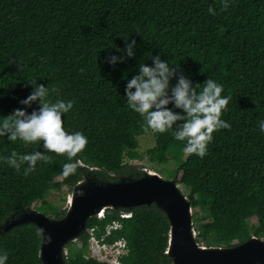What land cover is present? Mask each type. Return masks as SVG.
<instances>
[{
	"label": "trees",
	"instance_id": "1",
	"mask_svg": "<svg viewBox=\"0 0 264 264\" xmlns=\"http://www.w3.org/2000/svg\"><path fill=\"white\" fill-rule=\"evenodd\" d=\"M131 39L135 54L127 57L117 47ZM112 55L125 59L107 62ZM156 55L176 65L171 83L180 74L194 84L212 78L229 97L221 118L230 127L213 131L203 158L184 153L185 142L172 130L148 128L127 106V79ZM36 84L54 89L53 102L73 101L63 124L66 131L82 132L87 144L72 157L77 168L67 176L62 174L66 153L47 152L51 159L38 161L27 176L0 159V225L36 201L45 205L49 191L72 190L85 176L97 182L141 177L145 170L132 161L142 157L139 137L153 134L150 152L157 164L175 165L171 176L187 189L196 209L193 227L204 220L208 246L264 239V133L257 123L264 119V0H228L227 8L221 0H0V115L18 107L38 109V101L31 107L19 103ZM13 150L46 151L39 141L25 145L0 137V157ZM45 206L37 210L55 219L65 214ZM114 220L121 227L105 235ZM250 220L256 225H247ZM91 228L102 242L125 240L121 264H172L166 254L169 222L154 204L107 208L101 218L91 216L78 237L80 247L63 254V264H108L87 257ZM152 238L161 240L160 247L151 245ZM41 239L32 222L0 232L6 264H43Z\"/></svg>",
	"mask_w": 264,
	"mask_h": 264
},
{
	"label": "clouds",
	"instance_id": "2",
	"mask_svg": "<svg viewBox=\"0 0 264 264\" xmlns=\"http://www.w3.org/2000/svg\"><path fill=\"white\" fill-rule=\"evenodd\" d=\"M224 8L228 0H221ZM209 12H214L209 7ZM128 40V36L125 37ZM136 40L131 39L123 48L127 57L134 56ZM125 56L112 55L106 57L107 62L115 64ZM176 76V65L160 59L159 55L152 57V64L140 63L139 72L127 79L125 100L129 109L143 117L145 125L156 132L163 133L172 130V135L178 141H184L182 151L186 154H196L203 158L207 145L212 141V133L220 128H229L230 124L221 118L226 109L229 97L222 96L223 85L212 78L203 83L196 82L185 75ZM50 89L44 84H36L33 90L20 104L31 107L33 102H39V108L31 112L25 107L15 108L8 115H0V137L9 141H23L25 145L41 142L45 152L39 150L18 153L12 151L6 157H0L9 167L18 172L23 169L27 176L36 168L37 162H48L51 157L47 152L66 153L68 162L62 165V174L67 176L77 168L72 157L87 144V137L80 131H66L62 117L73 108L72 100L49 99ZM172 104L175 109L168 107ZM180 123H177V122ZM258 127L264 133V119L259 120ZM7 251L0 249V264H6Z\"/></svg>",
	"mask_w": 264,
	"mask_h": 264
},
{
	"label": "water",
	"instance_id": "3",
	"mask_svg": "<svg viewBox=\"0 0 264 264\" xmlns=\"http://www.w3.org/2000/svg\"><path fill=\"white\" fill-rule=\"evenodd\" d=\"M151 204L168 219L166 254L172 264H264L263 238L251 236L230 247L200 245L194 236L192 206L186 194L174 179L147 170L139 178L120 176L112 182H97L85 176L72 189L63 217L50 218L30 208L20 217L6 220L0 225V232L24 222L36 224L41 231L43 264H63L65 246L78 240L91 216L101 218L107 208Z\"/></svg>",
	"mask_w": 264,
	"mask_h": 264
},
{
	"label": "rangeland",
	"instance_id": "4",
	"mask_svg": "<svg viewBox=\"0 0 264 264\" xmlns=\"http://www.w3.org/2000/svg\"><path fill=\"white\" fill-rule=\"evenodd\" d=\"M154 136L153 134H149L146 136H141L139 137V152L141 154V159L132 161V163L139 165L143 168V170L147 171H153L158 173L160 176H162L165 179H173L171 176V170L175 167L174 164H165V165H159L156 163V160L154 158V153H151L150 150H153L154 147ZM144 174V173H143ZM177 184L181 191L186 194L187 196V189L177 181ZM72 190H69L68 187H64L61 191H49L46 195L45 198V205H53L55 206L54 209L56 211L62 210L67 208V200L69 195L71 194ZM43 205L40 201H36L35 203L32 204L31 208L34 210H37V207H46ZM196 209H193L192 207V212H194ZM38 211V210H37ZM41 212V211H39ZM43 213V212H42ZM22 214H19L15 216V218L20 217ZM48 217L53 218L51 213L47 214ZM200 217H202V214H200ZM204 223V220L200 219L193 227L194 229V236L198 240L199 244L202 246H208V241L203 237V229L202 225ZM247 225L255 224V220H250L246 222ZM261 238V237H259ZM151 245L154 247H160L161 245V240L159 238H152L151 239ZM232 244H236V240L232 241ZM81 245L80 240H72L70 241L65 247V253L67 252H73L77 248H79ZM215 246V245H212Z\"/></svg>",
	"mask_w": 264,
	"mask_h": 264
},
{
	"label": "built area",
	"instance_id": "5",
	"mask_svg": "<svg viewBox=\"0 0 264 264\" xmlns=\"http://www.w3.org/2000/svg\"><path fill=\"white\" fill-rule=\"evenodd\" d=\"M120 227L121 224L119 221H112L105 227V235H108L112 230ZM88 233L89 239L87 257L94 258L108 264H121L120 257L128 251L125 240L119 239L111 244H108L97 239L92 228L88 230Z\"/></svg>",
	"mask_w": 264,
	"mask_h": 264
}]
</instances>
